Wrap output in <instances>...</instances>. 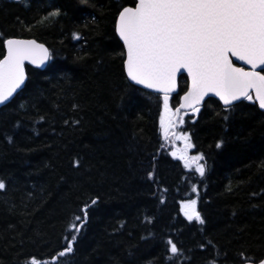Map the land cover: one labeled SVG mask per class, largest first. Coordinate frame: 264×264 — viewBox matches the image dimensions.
<instances>
[{
  "label": "trees",
  "instance_id": "16d2710c",
  "mask_svg": "<svg viewBox=\"0 0 264 264\" xmlns=\"http://www.w3.org/2000/svg\"><path fill=\"white\" fill-rule=\"evenodd\" d=\"M131 3L0 0V52L4 39L20 38L52 54L44 71L27 67L24 90L0 109V264L33 257L54 264L53 256L55 264L264 258V113L249 101L225 112L213 99L187 113L181 130L191 136L190 155H204L205 174L185 169L171 155L183 144L161 138L159 95L124 74L114 21ZM178 87L173 108L186 78ZM187 199H197L203 225L180 212ZM85 204L81 227L74 218L83 221ZM72 235L73 251L59 257ZM169 239L182 255L172 257Z\"/></svg>",
  "mask_w": 264,
  "mask_h": 264
},
{
  "label": "snow or ice",
  "instance_id": "6c2138e0",
  "mask_svg": "<svg viewBox=\"0 0 264 264\" xmlns=\"http://www.w3.org/2000/svg\"><path fill=\"white\" fill-rule=\"evenodd\" d=\"M59 14L55 11L50 16ZM114 29L123 42L127 80L159 94L162 140L174 146L183 144L171 155L185 169H194L203 177L205 157L202 153L190 155L194 147L191 136L181 130L185 115L189 110L199 112L209 94L219 98L225 112L232 110L237 101H249L264 110V0H132L119 10ZM73 38L79 40L80 36L74 34ZM2 47L0 105L13 98L25 83L26 62L39 67L52 59L49 49L34 39L7 38ZM233 58L247 67L237 66ZM182 73H187V88L173 108L170 98L178 92V76ZM216 147L220 148L221 143ZM5 188L0 180V190ZM191 191L197 193L195 184ZM97 199L91 204L95 205ZM88 209L87 204L81 209L83 221L79 215L74 218L81 227L88 218ZM180 212L190 222L205 223L197 210V199L181 201ZM75 222L71 229L78 233L80 227ZM75 240L76 235H72L58 256L71 253ZM167 243L173 258L182 255L171 239ZM52 260L55 264L57 257ZM30 264L42 262L33 257ZM259 264H264V259Z\"/></svg>",
  "mask_w": 264,
  "mask_h": 264
},
{
  "label": "water",
  "instance_id": "95a60500",
  "mask_svg": "<svg viewBox=\"0 0 264 264\" xmlns=\"http://www.w3.org/2000/svg\"><path fill=\"white\" fill-rule=\"evenodd\" d=\"M115 34H116V33H115ZM116 37L118 38L119 42H120L121 45L123 46V42L119 39V37H118L117 34H116ZM19 39H20V38H19ZM37 43H39V42H37ZM40 44H41V43H40ZM43 45H44V44H43ZM44 46H45V45H44ZM45 47L47 48V46H45ZM123 49H124V48H123ZM124 51H125V50H124ZM49 62H50V60L47 61L46 64L41 65V66H39V67L36 66V65L28 64V63L26 62V64H25V73H26V80H25V83L21 86L20 89L17 90L16 93L13 94V98H11V99H10L8 102H6L5 104L0 105V109L3 108V107H5L6 105H8L10 102H12V101L15 99V97H16L19 93H21V92L24 90V88H25V86H26V84H27V81H28L27 67L32 68V69H34V70H38V71H44V70L46 69V67L48 66ZM233 62H234L237 66H245V65L242 64L241 61H237V60H235V58H233ZM245 67H247V66H245ZM123 70H124V69H123ZM124 74H125V77H126V79H127V75H126V72H125V71H124ZM181 77H184V78H186V80H187V73H182L180 76H178V82H179V79H180ZM127 81H128V80H127ZM128 82H129V81H128ZM129 83L132 84V85H134V82H129ZM134 86H136V87H138V88H140V89H142V90L148 91V92H150V93H154V94L159 95V94L156 93L154 90L144 89L143 86H137V85H134ZM178 91H179V87H178ZM177 93H178V92H177ZM177 93H174L172 96L176 95ZM182 95H183V94H182ZM182 95H181V96H182ZM209 99H213V100L217 101V102H218V103L224 108L223 103H222L221 101H219V98L216 97L214 94H209V96L205 97V99H204V101L202 102L200 108H201V107L204 105V103H205L207 100H209ZM240 102H243V101H237V102L235 103V105H236V104H239ZM179 103H180V99H179ZM179 103H178V105H179ZM178 105H177V106H178ZM256 106H257V108H258V110H259L260 112L264 113V110L259 109L258 104H256ZM188 112H192V111L189 110ZM263 259H264V258H263ZM243 264H249V262H246V263H243ZM251 264H259V262H258V263H252V262H251Z\"/></svg>",
  "mask_w": 264,
  "mask_h": 264
}]
</instances>
